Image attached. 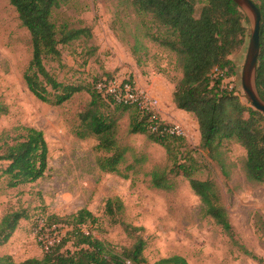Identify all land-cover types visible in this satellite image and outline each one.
I'll return each mask as SVG.
<instances>
[{"label":"rangeland","instance_id":"rangeland-1","mask_svg":"<svg viewBox=\"0 0 264 264\" xmlns=\"http://www.w3.org/2000/svg\"><path fill=\"white\" fill-rule=\"evenodd\" d=\"M197 1L199 17L207 0ZM54 16L59 25L88 28L92 33V38L61 45L60 61L45 59L58 81L83 88L60 106L43 103L29 91L24 74L33 56L31 35L10 1L0 0V102L8 107V113L0 115V136L5 131L15 136L13 129L18 126L33 127L44 133L49 147L48 169L34 183L10 188L3 173L9 163L0 162V220L9 212L27 215L0 246V257L11 256L16 263L42 259L45 246L57 242L70 228L62 224L41 236L37 221L56 216L71 223L67 217L88 209L96 221H88L85 229L115 252L134 243L122 222L142 228L137 235L146 241L145 264L175 255L189 264H264V184L248 180L247 152L240 144L225 142L219 161L212 160L201 146L196 117L181 112L170 123L180 125L185 141L177 145L171 161L166 149L146 134L130 133V109L100 102L103 113L114 115L118 146L126 150L127 163L121 164L117 174L101 171L98 140L78 134L84 130L81 115L90 108L93 85L112 75L118 81L131 78L142 93L157 99V110L167 121L162 114L170 106L165 97L169 98L183 74L176 55L151 39L158 26L127 0H66ZM249 42L248 38L245 47L230 56L234 71L225 70L222 85L252 107L241 82ZM4 152L0 149V155ZM174 161L186 163L194 178L216 184L235 229L234 240L205 214L200 198L174 168ZM158 168L169 172L173 190L153 186L151 173ZM109 200L123 205L114 216L107 211ZM72 244L67 251H75Z\"/></svg>","mask_w":264,"mask_h":264},{"label":"trees","instance_id":"trees-1","mask_svg":"<svg viewBox=\"0 0 264 264\" xmlns=\"http://www.w3.org/2000/svg\"><path fill=\"white\" fill-rule=\"evenodd\" d=\"M16 9L22 25L31 35L32 60L24 74L29 91L41 102L60 106L80 93L83 88L65 85L58 81L46 68L45 59L60 61L61 45H68L84 37L92 38L88 28H70L59 25L55 13L66 0H9ZM134 10L149 18L158 26V33L151 39L168 49L177 57V64L183 77L176 84L173 102L177 109L192 113L199 125L201 146L209 157L219 161L218 156L227 141H235L247 152L244 171L249 181L264 184V114L247 107L233 91L223 88L225 70L234 71L230 56L245 47L251 38L250 21L247 15L232 0H207L199 17H196L197 0H127ZM261 11L260 55L257 68V89L264 101V0H253ZM230 74V73H229ZM226 74V77L229 75ZM114 78L106 77L95 82L91 91L90 108L81 115L84 130L81 138L94 136L103 153L98 164L102 172L121 174L120 166L127 163L126 150L118 146V127L114 115H106L100 102L130 109V133L146 134L150 140L166 149L169 159L184 137L168 133L171 123L152 117L154 110L142 109L138 104H125L117 101L115 95L101 92L98 88ZM8 107L0 102V115H6ZM248 113L249 118L244 117ZM156 130H153V129ZM15 136L3 132L0 136V162L9 165L3 171L9 179V187L34 183L41 179L48 169L49 147L41 130L18 126L13 129ZM12 141L13 143H10ZM175 162V161H174ZM128 166L127 169H132ZM176 170L189 181L192 190L200 198L204 212L231 238L235 239V229L227 208L222 204L216 184L211 180H198L186 163L175 162ZM174 169H171V172ZM127 178V174L122 175ZM169 172L155 169L151 173L153 186L162 191H171ZM123 205L112 200L107 203V211L115 215V210ZM27 219L23 212H9L0 220V246L7 243L18 229L20 222ZM44 220V229L53 227L70 228L59 243L44 252L43 258H32L16 263L11 256L0 257V264H145L146 241L138 232L143 229L123 223L128 236L134 239L129 249L115 252L103 241L85 229L88 221L95 222L88 209H82L62 221L59 217ZM43 232H39L41 235ZM75 251H67L69 243ZM155 264H189L179 255L157 261Z\"/></svg>","mask_w":264,"mask_h":264},{"label":"water","instance_id":"water-1","mask_svg":"<svg viewBox=\"0 0 264 264\" xmlns=\"http://www.w3.org/2000/svg\"><path fill=\"white\" fill-rule=\"evenodd\" d=\"M232 1L247 15L252 26L251 38L242 71V88L251 106L264 114V101L257 89V68L260 55V29L262 23L261 11L253 0Z\"/></svg>","mask_w":264,"mask_h":264},{"label":"built area","instance_id":"built-area-1","mask_svg":"<svg viewBox=\"0 0 264 264\" xmlns=\"http://www.w3.org/2000/svg\"><path fill=\"white\" fill-rule=\"evenodd\" d=\"M101 92H103L106 89V93H110L115 95L117 101L125 103V104H138L142 109L145 110H154L157 112L152 117L153 121L158 120V117L160 116V113L157 110V106L159 104L158 100L150 97L148 95H145L142 93L139 88L135 85L134 81L131 78H125L122 81H118L116 77L112 78L111 80L108 81V83H104L99 86L98 88ZM153 130H156L155 128ZM168 133L177 135V136H182V129L180 125H173L170 127L168 130ZM42 224V225H41ZM45 223L44 220L39 221V227L37 229L38 232H43L41 236L47 231V230H52L56 231L57 228L53 227L52 229H44ZM61 238L55 242L52 245L45 246V251H48L49 248L56 243H59Z\"/></svg>","mask_w":264,"mask_h":264},{"label":"crops","instance_id":"crops-1","mask_svg":"<svg viewBox=\"0 0 264 264\" xmlns=\"http://www.w3.org/2000/svg\"><path fill=\"white\" fill-rule=\"evenodd\" d=\"M137 64V62H136ZM154 80H156V78L154 77L153 78ZM175 89V87H174ZM174 89H173V92H171L169 98L168 97H165V100L167 103L170 104V106L167 108V110H165V107L163 109V116L166 118V122L170 123V122H175L176 119H177V115L181 114V112L183 113H186V111H183V110H179L176 108L174 102H173V93H174Z\"/></svg>","mask_w":264,"mask_h":264}]
</instances>
